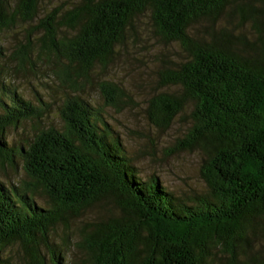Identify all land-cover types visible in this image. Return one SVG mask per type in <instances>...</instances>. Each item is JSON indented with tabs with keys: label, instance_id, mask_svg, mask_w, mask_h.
<instances>
[{
	"label": "trees",
	"instance_id": "trees-1",
	"mask_svg": "<svg viewBox=\"0 0 264 264\" xmlns=\"http://www.w3.org/2000/svg\"><path fill=\"white\" fill-rule=\"evenodd\" d=\"M38 3L0 0V31L25 24L11 52L16 70L48 69L66 88L108 66L135 36L138 15H147L164 43L178 44L185 58L156 72L160 91L148 101V116L167 127L191 106L180 148L201 151L207 190L186 204L157 177H137L97 113L71 95L58 110L62 130L40 129L15 150L31 185L0 183V264L14 242L25 264H62L48 229L94 204L113 212L78 229L83 264H264V0H80L40 17ZM235 18L249 25L250 40ZM200 20L208 22L206 36L191 31ZM98 88L106 104H117V86L101 81ZM0 94L3 146L7 127L38 113L7 85ZM37 187L46 205L32 200ZM253 234L261 237L255 248Z\"/></svg>",
	"mask_w": 264,
	"mask_h": 264
},
{
	"label": "rangeland",
	"instance_id": "rangeland-1",
	"mask_svg": "<svg viewBox=\"0 0 264 264\" xmlns=\"http://www.w3.org/2000/svg\"><path fill=\"white\" fill-rule=\"evenodd\" d=\"M80 0H39L38 14L53 7L65 9ZM233 24L249 40V25ZM34 21L31 23V25ZM208 22L200 20L191 31L198 36H206ZM25 24L17 22L10 29L0 31V87L7 85L37 110V117L16 126L7 127L3 132L0 149V183L4 187H22L32 183L22 168L21 157L16 148L24 147L25 141L40 129L53 127L62 130L58 110L62 101L72 96L86 103L97 113V124H103L117 139L126 158L140 179L157 177L158 182L179 202L191 204L206 193V185L200 176L203 159L196 148H180L191 125V106L174 115L167 127H159L148 116V101L160 91L157 87L156 72L164 66L185 58V53L177 43H164L154 33L146 14L135 19V36L127 38L126 44L117 49L113 60L104 68L95 66L87 79H78L75 89L61 85L59 79L48 69L35 67L32 70H16L11 52L18 42H22ZM101 81L111 82L119 88L116 105L104 102L98 88ZM171 89V88H167ZM1 96V94H0ZM32 200L36 205H46V198L40 188H33ZM113 212L109 204H94L83 209L77 217L69 215L67 226L56 223L48 229V240L62 253V264H83V254L75 248L74 241L78 229L85 223L104 218ZM258 234L250 236V244L255 248L260 243ZM47 256V252L41 249ZM7 264H25V256L18 242L7 244L1 253ZM211 264H215L213 259Z\"/></svg>",
	"mask_w": 264,
	"mask_h": 264
}]
</instances>
